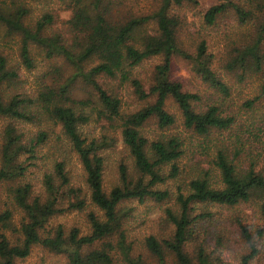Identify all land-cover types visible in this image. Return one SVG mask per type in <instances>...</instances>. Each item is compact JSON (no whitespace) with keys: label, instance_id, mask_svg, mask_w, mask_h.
<instances>
[{"label":"trees","instance_id":"obj_1","mask_svg":"<svg viewBox=\"0 0 264 264\" xmlns=\"http://www.w3.org/2000/svg\"><path fill=\"white\" fill-rule=\"evenodd\" d=\"M20 1L0 0V23L21 34V64L29 70L36 67L31 48L36 45L46 58L64 56L75 72L60 85L54 82L56 72L45 73L39 89L28 96L5 94L3 86L15 83L20 74L0 53V117L6 119L0 144V199L1 190L6 193L0 207V264H16L39 245L66 254L68 264H264V168L258 169L248 159L240 138L251 130L248 127L231 143L224 142V133L236 123L225 101L231 88L215 68L206 39L194 49L181 40L184 16L175 9L198 0H156L155 8L140 9L131 16L123 14V1L74 0L67 20L68 36L48 32L53 22L50 13L41 15L34 25L26 23L29 8ZM224 18L234 20L241 31L223 60L224 74H237L240 82L259 78L258 93L245 105L264 104V0H219L205 10L202 21L214 27ZM156 56L162 61L154 67L152 82L146 87L133 71ZM175 56L188 60L193 72L214 90L205 106L198 107L204 101L202 93L187 91L181 81L172 78ZM91 61L95 64L87 69ZM79 77L98 93L106 117L121 118L124 144L134 158L137 175L122 165L119 184L109 192L104 188L105 157L101 154L106 141L90 140L84 134L82 126L89 118L80 106L86 101L72 96ZM100 77L113 78L120 85L129 83L143 104L124 113L122 99L100 83ZM169 98L181 110L184 128L204 140L199 147L205 152L212 135L221 134L209 166H199L175 193L162 186L170 179L179 181L184 174L180 162L187 150L185 140L178 133L150 137L145 132L151 122L161 130L175 124L176 117L167 108ZM45 122L60 126L67 142L62 140L61 158L42 171L37 191L28 175L50 142L52 133L50 127L42 126ZM18 123L39 128L30 136ZM67 149L83 166L88 196L73 180ZM130 199L171 202L164 221L172 232L163 238L147 235L137 244V255L125 228L129 211L123 203ZM88 201L100 211L88 213L89 232L54 223L61 214L84 210ZM244 205L252 206L255 220L242 210ZM225 210L231 211L227 220ZM211 235L214 249L210 248ZM224 249L234 262L224 259Z\"/></svg>","mask_w":264,"mask_h":264},{"label":"rangeland","instance_id":"obj_2","mask_svg":"<svg viewBox=\"0 0 264 264\" xmlns=\"http://www.w3.org/2000/svg\"><path fill=\"white\" fill-rule=\"evenodd\" d=\"M122 3L120 8L123 9V14L128 16L137 15V10L155 8L156 0H115L116 3ZM219 0H198L197 4H185L182 7H177V13L184 16V26L181 31V40L185 47L194 49L196 45L202 40L206 39L208 42V50L214 55L213 62L215 68L223 76L224 80L228 82L231 88V95L225 99L230 106L232 114L236 116V123L231 130L224 133V142L231 143L234 136L237 134H244L250 128L251 132L241 135L240 138L245 143L244 153L249 160L258 164V169L264 168V104L256 102L253 107H248L245 102L248 98L255 96L258 93L261 80L257 77L247 79L246 82H240L237 74H224L222 68L223 60L227 58L234 44L239 40L241 31L236 22L232 19L224 18L218 26L208 27L203 23V14L205 10L212 4ZM29 8V13L26 17V23L34 25L36 20L44 13H50L53 16V22L48 29V32H62L68 36L67 20L71 15V5L74 0H21ZM22 44V36L20 33L10 31L9 28L0 23V53L5 55L11 67L18 70L20 76L15 83L5 84L3 90L5 94L13 95L20 94L28 96L37 91L41 86V82L45 73L56 72L54 82L57 85L65 82L74 72L73 65L67 61L62 55H54L51 58H46L44 50L39 46L32 45V54L35 57L36 67L33 70L25 68L21 64L20 50ZM162 61L161 56L152 57L144 61L138 67L136 66L133 73L140 78L146 87L152 82V75L156 64ZM95 64L94 61L89 62L86 68H90ZM172 78L183 83L184 89L192 92H200L204 95V101L198 104V107H203L207 103V98L212 95L211 88L207 87L203 81L193 72L191 64L188 60L181 56H175L173 59ZM111 93L119 96L122 103V110L128 114L137 110L143 102L137 99L133 87L127 83L120 85L118 80L107 77L98 78ZM73 95L76 99L86 101L85 105L80 106L82 112L88 115V122L84 123L82 130L85 135L91 140L97 138L99 141H106L107 146L101 150V154L105 157V168L103 174L104 188L109 192L115 185L119 184L121 175V166L124 165L130 174H134V158L130 150L124 144L122 135V120L121 118L110 119L102 113V106L99 101L98 93L87 84L81 77H79L73 84ZM168 110L176 117L175 124L167 130H161L157 127L155 122L149 123L145 132L150 137H155L159 133H178L182 134L185 140L186 153L182 158L180 164L184 168V174L179 181L170 179L168 184L162 188L169 187L175 193L179 184L186 183L191 176L195 174L199 166L208 167L209 160L214 155V148L218 143V137L221 135L215 133L209 139V144L206 152L199 147L200 142L204 140L186 130L183 125V117L181 110L172 98L167 101ZM6 124V119L0 117V144L2 142V130ZM26 134L32 136L39 128L33 124L18 123ZM42 126L50 127L52 133L50 142L41 150L40 155L42 159L38 166L30 167L28 178L35 184L36 190L39 191L42 183V171L51 169L54 160L61 158L63 153L59 148L62 144L67 142L60 132V126H50V123H44ZM249 127V128H248ZM56 129V130H55ZM58 134L60 135L58 137ZM62 140H64L62 142ZM58 144V145H57ZM65 156V155H64ZM66 158L70 167L73 180L76 184L81 185L85 194H89L85 182V171L80 160L74 152L66 150ZM134 175H137L136 173ZM2 195L0 199V207L5 201V190H1ZM171 202L166 201L158 203L154 200H146L140 202L137 199L126 200L123 206L129 211L125 228H128V242L133 245V252L137 255V244H141L144 238L149 234H155L159 238L166 237L172 232L170 224L164 221L165 209L170 206ZM252 206L244 205L242 208L246 214L253 216ZM242 210H236L241 211ZM96 211L100 213L95 204L88 201L87 207L84 210L68 211L56 217L54 223H63L66 229L74 226L81 229L82 233L90 231L88 221V213ZM231 211L225 210V220ZM18 217L16 216V219ZM18 222V221H16ZM19 224V223H17ZM227 231V230H226ZM230 232H234V228L229 227ZM216 239V238H215ZM210 248L214 249L215 240L213 235L210 237ZM227 262H234L229 250L224 249L222 255ZM16 264H68V259L64 253H55L43 246H35L31 254L24 258L18 259Z\"/></svg>","mask_w":264,"mask_h":264}]
</instances>
